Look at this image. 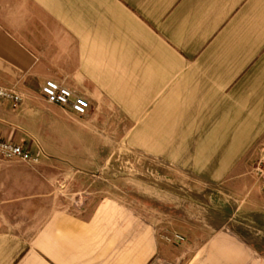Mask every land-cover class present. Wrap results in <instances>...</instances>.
<instances>
[{
	"label": "crops",
	"instance_id": "crops-1",
	"mask_svg": "<svg viewBox=\"0 0 264 264\" xmlns=\"http://www.w3.org/2000/svg\"><path fill=\"white\" fill-rule=\"evenodd\" d=\"M0 79L21 97L0 100V139L36 159L0 160V264H264V0H0ZM143 171H182L214 217L75 204Z\"/></svg>",
	"mask_w": 264,
	"mask_h": 264
},
{
	"label": "rangeland",
	"instance_id": "rangeland-1",
	"mask_svg": "<svg viewBox=\"0 0 264 264\" xmlns=\"http://www.w3.org/2000/svg\"><path fill=\"white\" fill-rule=\"evenodd\" d=\"M0 160L4 161L5 159ZM176 177L179 180L178 186L156 180L153 176L149 175L147 171L134 174L129 184L123 183V179L120 176L114 179L102 177L94 182L90 180L92 183V185H90L91 187H89L90 191L82 194V196L78 195L75 204L81 205L86 197L92 198L96 194L119 197L130 196L135 198V200H139V202H137L138 204H144L151 208L154 206L163 219L172 217L191 224H204L208 215L214 217L213 213L211 214L213 209L209 207V203L202 197V187L197 185L196 188L194 187L193 189H196L198 192L190 195L186 187L188 179L185 177L187 176L182 171H178ZM180 182H183V184H180ZM213 198L216 197L213 196Z\"/></svg>",
	"mask_w": 264,
	"mask_h": 264
},
{
	"label": "built area",
	"instance_id": "built-area-1",
	"mask_svg": "<svg viewBox=\"0 0 264 264\" xmlns=\"http://www.w3.org/2000/svg\"><path fill=\"white\" fill-rule=\"evenodd\" d=\"M42 93L49 103L69 109L80 116L87 115L91 109V105L87 99L78 95L72 89L54 81H47L42 88ZM0 100L10 102L14 108H17L21 103V97L14 90L7 88L1 79ZM0 159H5L7 161L16 160L27 163L36 161L31 152L24 146L16 145L1 139ZM173 240L180 244L186 241L185 237L180 234H174Z\"/></svg>",
	"mask_w": 264,
	"mask_h": 264
}]
</instances>
